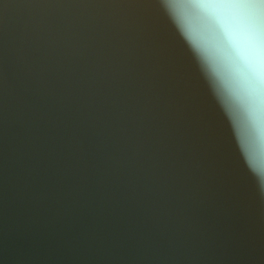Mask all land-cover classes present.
Wrapping results in <instances>:
<instances>
[{"label":"water","instance_id":"water-1","mask_svg":"<svg viewBox=\"0 0 264 264\" xmlns=\"http://www.w3.org/2000/svg\"><path fill=\"white\" fill-rule=\"evenodd\" d=\"M201 0H0V264H264V85Z\"/></svg>","mask_w":264,"mask_h":264},{"label":"snow or ice","instance_id":"snow-or-ice-1","mask_svg":"<svg viewBox=\"0 0 264 264\" xmlns=\"http://www.w3.org/2000/svg\"><path fill=\"white\" fill-rule=\"evenodd\" d=\"M194 11L233 53L255 102L264 85V0H201Z\"/></svg>","mask_w":264,"mask_h":264}]
</instances>
